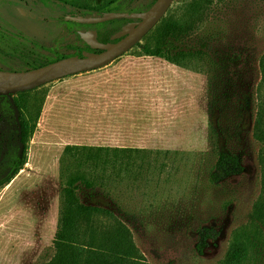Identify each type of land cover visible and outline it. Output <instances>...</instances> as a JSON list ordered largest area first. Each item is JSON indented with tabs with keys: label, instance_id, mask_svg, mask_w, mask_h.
<instances>
[{
	"label": "rangeland",
	"instance_id": "obj_1",
	"mask_svg": "<svg viewBox=\"0 0 264 264\" xmlns=\"http://www.w3.org/2000/svg\"><path fill=\"white\" fill-rule=\"evenodd\" d=\"M77 1L100 10L106 0ZM147 1L119 5L134 10ZM49 6L1 9L0 29L17 39L6 43L58 47L70 37L64 11ZM157 42L170 56L189 59L148 55L144 48ZM70 45L83 48L77 37ZM6 46L0 44V69L19 68L23 60ZM263 56L264 0H173L110 64L16 94L28 137L23 169L0 187V264L52 261L64 190L81 175L74 185L80 201L121 220L149 264H223L233 240L256 231L251 214L262 174L254 124L264 100ZM222 152L239 157L244 170L216 182ZM95 224L105 229L111 219L99 216ZM205 229L215 234L200 254ZM258 231L246 264H264V226Z\"/></svg>",
	"mask_w": 264,
	"mask_h": 264
},
{
	"label": "trees",
	"instance_id": "obj_2",
	"mask_svg": "<svg viewBox=\"0 0 264 264\" xmlns=\"http://www.w3.org/2000/svg\"><path fill=\"white\" fill-rule=\"evenodd\" d=\"M155 1L152 0L149 5L151 6ZM49 10L53 11L54 7L50 6ZM106 11L109 9L86 10L83 11V14L86 17H101ZM61 21L67 27L77 26L73 23H66L64 19ZM125 22L127 20L120 19L98 24V41L101 43L112 41L111 37L120 29L119 24ZM177 25L179 29H188L182 23H177ZM8 33L10 32L8 31ZM5 34L7 31L0 30L1 38L5 37ZM78 39L84 43L79 35ZM16 43L17 46L7 49L20 57L23 64L19 68L11 67L12 71L32 70L44 65L29 59L30 56L37 57L45 63H52L67 57L63 52L71 50V45L65 38L61 40L58 47L37 42L27 44L18 41ZM0 44L5 46L8 43L1 42ZM86 47L89 48L87 45ZM144 50L148 55L165 58L175 63L189 59L186 54H181L179 57L177 55L170 56V53L165 52L160 42H157L155 48L147 46ZM78 55L82 56L80 53ZM260 69L264 83V56L260 60ZM22 95L24 93L18 94L20 97ZM27 137L28 127L23 119L18 99L0 96V187L8 184L23 169ZM254 138L261 146L259 164L262 174V192L251 214V225L255 227L256 231L254 235L244 231L241 237H236L230 245L223 264H246L254 242H260L258 229L259 226H264V100L261 101L256 115ZM90 156H97V154H90ZM243 170L239 157L228 152H222L212 177L217 182L239 175ZM78 178L82 180L84 176L81 175ZM78 178L69 180L68 186L64 190L63 204L54 241L56 253L48 264H149L135 244L130 229L121 220L106 209L86 206L80 201L74 188ZM99 216L111 219V224L105 229L97 227L95 221ZM213 234L215 233L209 229L202 232L198 246L200 254H203L208 244L207 241L214 238Z\"/></svg>",
	"mask_w": 264,
	"mask_h": 264
},
{
	"label": "water",
	"instance_id": "obj_3",
	"mask_svg": "<svg viewBox=\"0 0 264 264\" xmlns=\"http://www.w3.org/2000/svg\"><path fill=\"white\" fill-rule=\"evenodd\" d=\"M173 0H157L145 13L108 12L102 17L67 16L66 21L78 24H98L116 19H141L138 25H130L113 38L122 40L114 44H103L97 39L96 31L81 32L82 40L101 53L84 52L83 57L72 56L42 67L27 71L0 70V96L16 94L40 88L50 82L104 67L128 52L140 42L163 18ZM74 53V52H72Z\"/></svg>",
	"mask_w": 264,
	"mask_h": 264
},
{
	"label": "flooded vegetation",
	"instance_id": "obj_4",
	"mask_svg": "<svg viewBox=\"0 0 264 264\" xmlns=\"http://www.w3.org/2000/svg\"><path fill=\"white\" fill-rule=\"evenodd\" d=\"M44 1H49L50 5L52 7H54V10L55 9H61L64 11L63 15L61 16V19H64V21L66 23H73V24H76L77 26H74V27H67L65 23H62L65 25L66 29L68 31H72V35L70 37L66 35H64V38L66 40L69 41V44H71V42L73 41L74 37H77V40L78 42L82 43L79 39H78V35L80 36L81 38V35H80V31L82 30H78V28L80 29H83L85 31H82L84 33L86 32H89V31H96L97 32V25L98 24H102V23H98V24H78V23H74V22H70V21H66V17L71 15V16H83V17H86L84 14H83V11H86V9H88L86 3L84 2V5H81L80 1H77V0H0V10L3 9V8H7L9 6H14V4H23L25 7L27 5H29L30 3L32 5H34V3H40V2H44ZM152 0H148L147 3L139 8V9H134V10H126L124 8H122V6H120L119 4L121 3V0H106L104 1L101 9H109V11H106L104 12L101 17L105 14V13H108V12H115V13H130V14H137V13H145L147 12L148 10L151 9V7L157 2V0L150 6L149 3L151 2ZM113 7H115L116 9H114ZM50 8V6H49ZM76 9H83L82 11L76 13L75 10ZM66 10H69L71 11L72 13L71 14H67L65 11ZM111 10H115V11H111ZM28 11H32V9H29ZM88 11H96V10H88ZM91 17H94V16H91ZM86 18H89V17H86ZM116 20H120V19H116ZM116 20H111V21H116ZM127 20V22L125 23H121L119 24V27L120 29L118 31H116L114 33V35L111 37V40L110 42L108 43H103V44H114V43H117L119 42L120 40H122L125 36L121 37V38H118V39H114L113 37L119 33H121L126 27L130 26V25H138L140 22H141V19H125ZM107 22H110V21H107ZM106 23V22H104ZM1 30V29H0ZM78 30V31H77ZM10 37H14L15 40L16 39V34H13V33H8L5 34V37L1 38V35H0V40L1 42H4L6 44V42H8V39L10 40ZM97 37H98V32H97ZM63 38V39H64ZM72 40V41H71ZM82 40V38H81ZM83 41V40H82ZM23 42V41H22ZM84 42V41H83ZM27 44L30 43V42H26ZM85 43V42H84ZM82 43L83 45V48L81 50H76L74 49V47L71 46V50L67 51V52H63L67 57L65 58H68V57H72V56H78V57H83V53L84 52H89V53H101L102 50H94L92 49L90 46H88L86 43L84 44ZM101 43V42H100ZM9 44V43H8ZM12 45V43L9 44V46ZM86 45L89 47L87 48ZM137 45V44H136ZM12 47V46H10ZM74 52V53H72ZM81 54L82 56H79L78 54ZM64 59V58H63ZM61 60V59H60ZM59 61V60H58ZM56 62V61H55ZM53 63V62H52ZM47 64H50V63H45L44 65H47ZM43 65V66H44ZM42 67V66H41ZM0 70H3V69H0ZM9 71H12V70H9ZM27 71V70H25ZM14 97V96H13Z\"/></svg>",
	"mask_w": 264,
	"mask_h": 264
}]
</instances>
